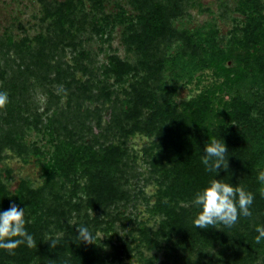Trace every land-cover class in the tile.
Returning a JSON list of instances; mask_svg holds the SVG:
<instances>
[{
	"label": "trees",
	"instance_id": "16d2710c",
	"mask_svg": "<svg viewBox=\"0 0 264 264\" xmlns=\"http://www.w3.org/2000/svg\"><path fill=\"white\" fill-rule=\"evenodd\" d=\"M87 1L89 12L84 0L45 3L47 34L20 41L0 37V91L9 97L0 109V161L6 150L18 157L33 152L43 161L44 178L38 188L21 180L11 190L0 174V212L13 203L24 209L26 230L37 245L25 243L14 254L0 249V264H131L125 262L134 252L144 259L143 247L163 248L167 257L184 264H264V241H255L256 226L264 225L257 180L264 170V0H238L246 21L241 35L223 45L214 36L198 38L177 28L175 22L185 16L191 0H127L131 14L105 21L98 18L105 0ZM119 25L124 27L123 44L136 60L109 54L104 80L82 83L77 72L93 73L84 65L89 54L79 51L73 65L63 58L64 48L75 41L73 29L79 33L88 26L105 37ZM173 46L175 55L167 56ZM168 69H178L172 76L189 82L210 73V86L178 104L177 88L165 76ZM34 80L51 96L46 111H54L46 122L30 102ZM115 86L122 87L124 97ZM88 100L101 107H85ZM91 118L101 130L98 135L86 124ZM41 127L55 142L52 153L24 141L28 129ZM137 135L148 139L140 153L156 190L143 200L148 212L159 217L157 227L140 222L134 248L128 242L116 248L100 236L93 244L81 241L78 227L95 235L112 224L99 213L108 215L131 201L125 184L135 157L128 142ZM211 137L224 140L228 148V168L218 174L207 172L202 163ZM213 178L253 192L252 216H241L231 228H197L194 218L201 209L194 196ZM81 179H86L84 185ZM57 230L64 236L48 238Z\"/></svg>",
	"mask_w": 264,
	"mask_h": 264
},
{
	"label": "rangeland",
	"instance_id": "374dc122",
	"mask_svg": "<svg viewBox=\"0 0 264 264\" xmlns=\"http://www.w3.org/2000/svg\"><path fill=\"white\" fill-rule=\"evenodd\" d=\"M57 1L63 2L65 0H0V37L12 36L16 41H20L26 37L32 40L37 35L47 34L50 21L43 20L44 4ZM84 1L86 11H91L89 1ZM104 9V13H99L98 17L102 21H105L107 16H114L118 13H132L127 0H105ZM124 10L125 12H123ZM245 21L246 15L239 9L238 0H191L187 5L185 16L177 20L175 25L178 29L195 33L198 38L214 36L223 45L232 39L235 34L241 35V29ZM86 28L85 31L79 33L76 29H73L74 45L67 46L63 50L64 61L69 65L74 64V56H77L79 51H86L89 54V59L84 61V65L91 68L90 72L93 73L86 75L83 72H77L76 76L82 83L91 80L94 84H98L100 79L104 80L103 67L107 64L109 54H117L123 59L131 56L134 61L136 60V55L128 53L123 44V26L119 25L105 37L92 32L88 26ZM165 54L167 56L175 55V46L168 49ZM171 71L177 74L178 69H168L165 74L167 80L177 88L176 101L178 104L193 99L202 88L210 86V73H199L196 79L189 82L188 79L182 80L172 76ZM109 82L113 84L114 80L109 79ZM33 84L35 88L31 91L30 102L36 113L41 115L42 120L46 122L54 111V108L50 112L46 111L51 102V96L37 81L34 80ZM115 88H118L119 94L124 97L122 87L115 86ZM64 103L65 100H61L59 107L64 108ZM84 106L90 107L92 110L101 107L100 104L89 100L84 103ZM108 118L109 112H106L104 126L107 124ZM86 124L93 127L96 135L101 132L93 118H91L90 123L87 122ZM81 126L83 125L81 124ZM50 137L47 130L42 129V127L39 130L31 128L27 130L24 141L30 148H38L47 154L52 153L55 147V142ZM111 140L118 139L111 137ZM147 141V138L137 135L128 142L131 154L135 157L133 163L129 165V171L131 172L129 183L125 184L132 195L131 201L113 208L111 213L108 212L110 215L99 213L101 218L112 223L109 227L107 225L105 230L99 231L100 238L104 243L108 240L112 241L113 246L116 248H119L123 242L132 243L133 248L136 246V240L139 237L137 230L140 222L148 223L151 227H157L159 217L152 216L148 212L147 205L143 200L144 194L152 196L156 190L155 182L150 178L148 167L141 159L142 153L140 152ZM42 164L41 158H38L33 152L25 157H18L10 150H6L4 159L0 161L2 181L11 190L16 189L21 180H28L33 187L38 188L44 184ZM80 181L82 185L86 183V179ZM75 222V218L70 220L72 224ZM104 227L105 225H103ZM64 234L62 230H57L49 234L48 238L54 235L55 238H58L64 236ZM142 252L144 253V259H140L136 252L133 253L134 258L132 259L136 264H184L183 260L175 261V263L169 256L167 257V252L163 248L150 250L143 247ZM132 259L127 257L125 263L131 262Z\"/></svg>",
	"mask_w": 264,
	"mask_h": 264
},
{
	"label": "clouds",
	"instance_id": "9594fccd",
	"mask_svg": "<svg viewBox=\"0 0 264 264\" xmlns=\"http://www.w3.org/2000/svg\"><path fill=\"white\" fill-rule=\"evenodd\" d=\"M9 102L8 93L0 91V109L6 107ZM228 148L224 140L211 137L205 146V153L202 156V163L209 173H217L221 168H228V160L225 163ZM257 180L262 185L259 193L264 197V170H260ZM254 193L247 191L242 186H233L231 183L213 178L208 185L197 191L194 196V203L201 210L194 218V225L199 229H207L210 226L223 224L226 227H233L241 216L247 218L252 216L251 206L254 203ZM25 210L16 204L3 212H0V249L14 254V251L25 244L29 248L36 247L33 235L26 230ZM255 237L257 244L264 241V225H257ZM79 239L89 244L95 243V239L100 236L97 232L93 235L85 226L78 227ZM52 247H56V242L50 241ZM131 264H136L132 259Z\"/></svg>",
	"mask_w": 264,
	"mask_h": 264
}]
</instances>
